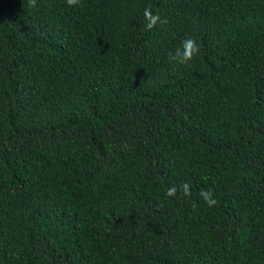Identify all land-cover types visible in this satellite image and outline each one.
<instances>
[{"label": "trees", "instance_id": "obj_1", "mask_svg": "<svg viewBox=\"0 0 264 264\" xmlns=\"http://www.w3.org/2000/svg\"><path fill=\"white\" fill-rule=\"evenodd\" d=\"M0 264H264V0H0Z\"/></svg>", "mask_w": 264, "mask_h": 264}, {"label": "clouds", "instance_id": "obj_2", "mask_svg": "<svg viewBox=\"0 0 264 264\" xmlns=\"http://www.w3.org/2000/svg\"><path fill=\"white\" fill-rule=\"evenodd\" d=\"M65 2L70 7H77L81 4V0H65ZM27 4L28 7L34 9L38 6V0H27ZM143 20L144 29L148 31L154 29L158 24L164 23L159 13L153 12L150 4L144 8ZM199 53L200 46L197 41L192 37H186L181 41L178 47L167 53V59L170 63L186 65ZM125 147L127 146L125 145ZM178 192L185 196H191L192 192L190 183L186 181L181 182L179 187L172 185L166 190V195L168 197H175ZM199 195L209 207H213L218 204V200L215 198L214 192L209 189H201Z\"/></svg>", "mask_w": 264, "mask_h": 264}]
</instances>
